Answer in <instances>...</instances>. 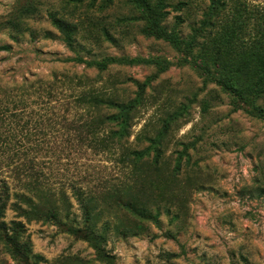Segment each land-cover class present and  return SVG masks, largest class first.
I'll return each mask as SVG.
<instances>
[{
    "label": "rangeland",
    "instance_id": "374dc122",
    "mask_svg": "<svg viewBox=\"0 0 264 264\" xmlns=\"http://www.w3.org/2000/svg\"><path fill=\"white\" fill-rule=\"evenodd\" d=\"M58 20L79 26L73 49ZM159 21L196 40L194 54L142 32ZM106 31L116 43L105 40ZM4 45L11 50L0 52V98L24 97L29 105L20 117L8 112L5 125L0 121L11 148L0 188L29 189L42 211L54 204L55 197L43 196L49 188H89L95 199L88 223L71 198L62 224L33 219L17 244L0 234V264H264V95L235 93L264 80V0H0ZM108 57L159 65L99 66ZM212 58L233 92L195 68ZM62 81L77 94L121 101L136 97L133 81L148 82L125 146L143 150L161 139V151L125 171L117 144L98 152L81 143L62 123L85 110L75 108ZM50 84L54 96L43 100L37 91ZM91 111L98 123L109 112ZM176 111L181 116L165 129ZM124 202L154 218L134 215ZM16 215L9 208L6 221ZM120 227L137 234L121 235Z\"/></svg>",
    "mask_w": 264,
    "mask_h": 264
},
{
    "label": "trees",
    "instance_id": "16d2710c",
    "mask_svg": "<svg viewBox=\"0 0 264 264\" xmlns=\"http://www.w3.org/2000/svg\"><path fill=\"white\" fill-rule=\"evenodd\" d=\"M160 23L161 21L151 27L149 26V24H144L142 26V32L146 35L153 36L158 40H163L164 42L170 43L177 49H183L184 51L186 50L189 54H194V48L197 44L196 40L187 42V40L182 37L179 31H169L168 27L164 25L162 26ZM55 24L57 26V29L62 34L63 40L66 43L67 47L73 49L77 43L76 35L77 33H79V26L63 20H58L55 22ZM105 40L110 43L117 42V39L108 31L105 32ZM10 50V46H0V52ZM110 63H144L146 65H159L154 59L136 60L108 57L107 62L99 66H101L102 68H106ZM194 66L196 69L201 70L202 74L206 75L208 78H212L209 79V81H215L225 91H234L232 79H227V74L225 73L224 69L221 68L216 58H212L210 61H205L202 64H196ZM167 69L168 65L166 67L163 66L160 68L161 71H165ZM69 81H62L60 87L67 88L72 91L70 96H72L74 100L75 108H83L85 110V114L81 115L79 119H77L76 117L70 120L65 118L62 126L67 128L69 131H66L68 132L75 131L78 135L79 140H81V143H86L88 147L92 148L93 151L98 152H110L112 149V144H117L123 149L119 162L123 164V169L125 171H128V167L132 163H139L143 161L144 158L150 156L153 151H161V148L159 147V145H161V139L151 141V146L143 150H130L125 146L127 140L132 134V128L136 124V115L138 114V112H140V108L145 105L144 93L146 91V87L148 86L147 84H149L148 82L141 84L138 81H133L134 84L138 87V90L136 91V97L128 101H121L112 98H89V90H82L77 94L75 88L70 86V82L72 81ZM258 85L259 82H254L248 85L243 91H235V93L237 95H241L245 91L250 90V92L252 91V95L256 94L259 98L261 97V95H264V80L259 85L260 87H257ZM16 90L18 91L17 88ZM54 90H56L55 85L50 84L47 87L39 88L37 92L40 93L39 97L45 100L46 97L54 96ZM5 96H3L4 98H0V121L2 122V124L6 122V113L10 112L11 115H14V117H20L19 112L25 111V109L21 108L28 107L29 105V103L23 99L24 97H18V99H16L13 98L14 95H10L7 93L5 94ZM241 96L243 99H246L243 95ZM97 108L109 110V112H107L104 117L105 121L100 123L96 122V116L94 112L91 111L92 109L97 110ZM65 109L68 113L71 111L70 106L65 107ZM180 116L181 113L179 111H176L173 114L169 115L164 120L165 129L170 127L173 122L177 121ZM54 122L55 120L46 119L47 128H56L57 122H55V124L53 125ZM28 125L29 122L24 123L23 128L27 127ZM37 125L39 124L36 123L35 126ZM107 129H109L108 133H106ZM6 134L7 133L0 130V167L2 163L7 162L8 158L10 157L7 156V154L10 152L9 149L11 148H8L7 144L5 143L7 139H10V136ZM9 166L10 164L7 163V167ZM72 190V194H69L68 190L65 189V187H61V189L49 188L47 193L43 194V196L48 195L49 197H55L54 204L52 205V207L50 204H48L47 210L42 211V208L40 209L42 201H37V198L33 197L29 193V189L27 191L24 188L13 192L8 183L3 184L0 188V234H4L7 240H10L14 244H17L20 237H22V231L26 223H31L33 219L43 220L45 223L50 224H62L66 219L69 218L70 210L68 209L66 215L64 216L61 215V212L66 210V206H72V204L70 203L71 198H74L77 201L80 209L84 213V221L88 223L93 219L92 204L95 199V194L89 188L78 186H73ZM14 199L16 200L13 201ZM122 207L127 211L133 213L134 215L141 216L146 219L154 218L151 211L148 212L144 209L142 210L132 203L124 202L122 203ZM9 208H12L14 211H16L17 217L12 221L7 222L6 214ZM42 212L44 213L42 214ZM9 225H12V227L8 228ZM117 230L119 234L125 236L130 233L137 234L135 232L127 231L126 229H124V227L117 228ZM30 252V249H27V253Z\"/></svg>",
    "mask_w": 264,
    "mask_h": 264
}]
</instances>
